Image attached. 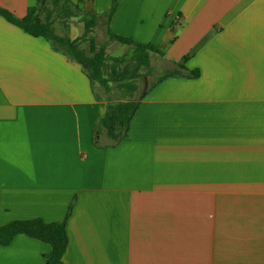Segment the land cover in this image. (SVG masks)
<instances>
[{"label":"crops","instance_id":"crops-1","mask_svg":"<svg viewBox=\"0 0 264 264\" xmlns=\"http://www.w3.org/2000/svg\"><path fill=\"white\" fill-rule=\"evenodd\" d=\"M71 2L103 14L113 0ZM117 3L113 34L199 76L156 84L127 138L103 131L98 147L110 98L0 15V227L62 221L74 202L64 264H264V0ZM35 4L0 0L17 18ZM49 251L17 235L0 264Z\"/></svg>","mask_w":264,"mask_h":264},{"label":"trees","instance_id":"trees-1","mask_svg":"<svg viewBox=\"0 0 264 264\" xmlns=\"http://www.w3.org/2000/svg\"><path fill=\"white\" fill-rule=\"evenodd\" d=\"M47 0H36V4L27 9L23 18H17L12 12L0 7V15L9 23L21 28L26 34L45 39L56 52L68 56L78 63L90 82H96L110 91L109 82L116 83L121 92L120 98L125 101L114 102L110 97L104 116L97 122L93 132V142L98 147H103L99 141V135L106 132L107 138L112 142L111 146L117 145L127 138L130 123L140 106V101L158 83L169 77L185 75L198 77L199 72L188 70L183 63L173 62L176 70L162 75L155 84L140 90L139 82L144 77L141 69H150L152 54H157L163 59V53L151 44H140L130 38H124L113 34L109 23L116 11L117 0H113L111 8L103 14L84 13L71 0H51L59 13L64 17H74L82 14L84 32L80 38H70L59 35L53 28L51 19L52 10L46 8ZM99 22H105L106 31L111 40L127 46L125 52L108 60L105 49L95 43L91 35L99 27ZM88 41V49L81 46L82 42ZM166 61V60H164ZM110 62V63H108ZM74 202L69 206L62 221L45 222L40 218L27 220H14L0 227V245L8 246L17 235H26L31 239L38 240L50 246V251L44 256L45 264H64L63 256L68 246L66 223L72 212Z\"/></svg>","mask_w":264,"mask_h":264},{"label":"rangeland","instance_id":"rangeland-1","mask_svg":"<svg viewBox=\"0 0 264 264\" xmlns=\"http://www.w3.org/2000/svg\"><path fill=\"white\" fill-rule=\"evenodd\" d=\"M45 5L47 9L52 10L51 19L53 20V28L57 34L68 36L70 38L81 37L84 32V27L81 21L82 14H77L74 17H64L59 13V8H56L51 0H47ZM106 29L107 27L105 22H99V27L96 28L91 35L94 37L98 48L103 47L105 49L106 56L110 61L111 57L115 58L121 56L127 49V46L111 40ZM81 46L84 49H88V41L86 40L85 42H82ZM170 69L171 66L169 63L159 58V56L152 55L150 59V69H141L140 71V73L144 75V77L140 80L141 82H139L140 90H142V88H147L150 84H153ZM108 84L111 87L110 91H106V89L100 86L97 82L94 86L99 93L103 92L104 96L110 97L114 102L126 100L125 98H120L121 92L116 87V83L110 81Z\"/></svg>","mask_w":264,"mask_h":264}]
</instances>
